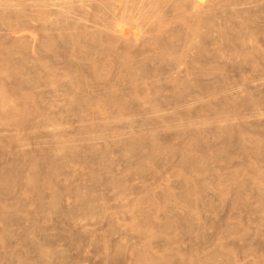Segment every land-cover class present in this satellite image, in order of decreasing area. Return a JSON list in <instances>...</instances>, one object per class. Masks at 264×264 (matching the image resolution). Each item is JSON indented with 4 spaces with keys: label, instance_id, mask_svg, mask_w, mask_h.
<instances>
[{
    "label": "rangeland",
    "instance_id": "374dc122",
    "mask_svg": "<svg viewBox=\"0 0 264 264\" xmlns=\"http://www.w3.org/2000/svg\"><path fill=\"white\" fill-rule=\"evenodd\" d=\"M197 3L0 0V264H264V0Z\"/></svg>",
    "mask_w": 264,
    "mask_h": 264
},
{
    "label": "bare ground",
    "instance_id": "6f19581e",
    "mask_svg": "<svg viewBox=\"0 0 264 264\" xmlns=\"http://www.w3.org/2000/svg\"><path fill=\"white\" fill-rule=\"evenodd\" d=\"M204 1L205 0H198V8H203V6H204ZM110 3V2H109ZM247 3V2H246ZM169 6V5H168ZM228 7V6H227ZM207 9V8H206ZM226 9V8H225ZM209 10V9H208ZM251 10V9H250ZM200 15V14H199ZM193 16V15H192ZM192 18V17H191ZM46 19V18H45ZM207 19V18H206ZM219 20V19H218ZM232 20V19H231ZM119 27H120V24L118 25ZM254 26V25H253ZM239 28V27H238ZM264 29V28H263ZM67 30V29H66ZM116 31H117V33H120V34H122V39H124V40H126L129 36H130V34H129V32L127 31V29H125V28H123V27H120V28H117L116 29ZM107 33V32H106ZM98 35V34H97ZM94 37V36H93ZM97 37V36H96ZM139 37H140V35H139V33H136L135 34V41L136 42H138L140 39H139ZM169 37H170V35H169ZM219 37V36H218ZM107 38H108V36H107ZM169 39V38H168ZM167 43V42H166ZM109 45V44H108ZM185 45V44H184ZM32 46V45H31ZM205 46V45H204ZM122 48V47H121ZM105 50V49H104ZM112 50V49H111ZM114 50V49H113ZM106 51V50H105ZM125 52V51H124ZM142 52V51H141ZM143 53V52H142ZM69 56V55H68ZM146 57V56H145ZM90 58V57H89ZM182 68V67H181ZM109 108V107H108Z\"/></svg>",
    "mask_w": 264,
    "mask_h": 264
}]
</instances>
